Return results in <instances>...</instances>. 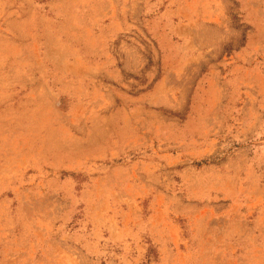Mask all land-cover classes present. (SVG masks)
I'll use <instances>...</instances> for the list:
<instances>
[{
	"label": "rangeland",
	"instance_id": "1",
	"mask_svg": "<svg viewBox=\"0 0 264 264\" xmlns=\"http://www.w3.org/2000/svg\"><path fill=\"white\" fill-rule=\"evenodd\" d=\"M0 264H264V0H0Z\"/></svg>",
	"mask_w": 264,
	"mask_h": 264
}]
</instances>
